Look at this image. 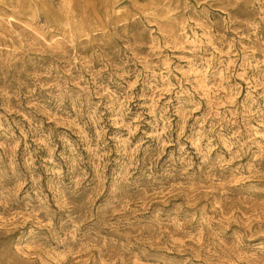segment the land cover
<instances>
[{"label": "rangeland", "instance_id": "obj_1", "mask_svg": "<svg viewBox=\"0 0 264 264\" xmlns=\"http://www.w3.org/2000/svg\"><path fill=\"white\" fill-rule=\"evenodd\" d=\"M0 264H264V0H0Z\"/></svg>", "mask_w": 264, "mask_h": 264}]
</instances>
